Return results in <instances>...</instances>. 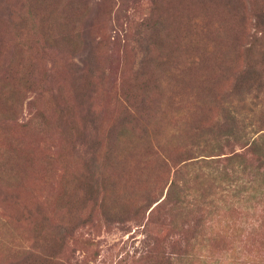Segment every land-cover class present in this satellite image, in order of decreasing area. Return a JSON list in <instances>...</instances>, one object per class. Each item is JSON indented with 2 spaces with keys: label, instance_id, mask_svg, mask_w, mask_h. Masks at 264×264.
<instances>
[{
  "label": "rangeland",
  "instance_id": "obj_1",
  "mask_svg": "<svg viewBox=\"0 0 264 264\" xmlns=\"http://www.w3.org/2000/svg\"><path fill=\"white\" fill-rule=\"evenodd\" d=\"M263 10L0 0V264H264V158L246 148L264 90L232 88L253 55L264 69ZM157 21L168 61L137 122Z\"/></svg>",
  "mask_w": 264,
  "mask_h": 264
},
{
  "label": "trees",
  "instance_id": "obj_2",
  "mask_svg": "<svg viewBox=\"0 0 264 264\" xmlns=\"http://www.w3.org/2000/svg\"><path fill=\"white\" fill-rule=\"evenodd\" d=\"M258 17H260V22L262 24H264V10L263 12H261ZM158 23H156V25L154 24V26L151 27V31L149 33H147L145 41H147V43L144 45V55L143 58L141 60V65H140V71L141 74L144 76H150V78H148V80L144 81V92H143V98L140 100V102H138V107H137V115L138 118L136 117L137 122H139L140 120H143V118H145L146 115L151 114V103H152V99L154 96L153 92L151 90H153V88L155 87L156 83L155 81H153L154 75H153V69H152V64L156 63V65H160L162 67H164V64H166L165 62L168 61L167 58L164 57H156V55H154L153 53V46H151L152 43H155V38H160L161 35V31H162V21H157ZM162 42V41H161ZM260 52V51H258ZM264 52V51H263ZM261 59L264 60V55H260ZM160 61L164 62V64H161ZM254 62H261L258 59H255V55L252 56V58H250V60L248 61V63L244 66V68L236 74L235 78H233V89L236 90H240L241 88H243V86L247 87L248 89L252 86H254L256 84V88L257 90H260L261 88H263L264 90V75H262L264 69H259ZM263 64V63H262ZM226 68L230 71L231 66H226ZM264 68V67H263ZM165 68H163L164 70ZM226 69V70H227ZM227 70V72H228ZM226 72V73H227ZM225 73V74H226ZM229 74V73H228ZM157 77V75L155 76ZM151 79V80H150ZM218 83V81H216ZM160 90V89H159ZM260 91V92H263ZM259 93V92H258ZM259 94H256V98L258 97ZM157 96L159 97V95L157 94ZM160 98V97H159ZM153 104V103H152ZM90 112L87 109V113ZM131 113H129V115L123 119L121 121L120 124H122V122L127 121L130 117ZM234 115H230L229 117V121L226 124L228 125V128L231 130H235L237 129V119L235 120V117H233ZM230 120L232 122H230ZM93 123H94V118H93ZM119 124V125H120ZM119 125H117L116 127H114L113 129V134L115 135V132L117 130V128L119 127ZM95 128V125H94ZM239 128V127H238ZM118 136V134L116 135V137ZM93 140V145L90 147L92 149H97V145L100 144L99 139H92ZM114 145V143L112 144ZM247 150H252V152L256 155L257 154V158H259L260 156H262V158H264V135L261 136L259 139H254L249 146L246 147ZM242 157L244 156V154H238V153H234L230 156V158L228 159H233L235 157ZM262 160V162H261ZM259 162L264 163V159H261Z\"/></svg>",
  "mask_w": 264,
  "mask_h": 264
}]
</instances>
